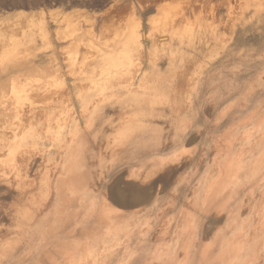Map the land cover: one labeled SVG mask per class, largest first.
Segmentation results:
<instances>
[{"label": "rangeland", "instance_id": "rangeland-1", "mask_svg": "<svg viewBox=\"0 0 264 264\" xmlns=\"http://www.w3.org/2000/svg\"><path fill=\"white\" fill-rule=\"evenodd\" d=\"M23 65L32 70L8 79L59 74L74 98L27 130L35 142L4 141L11 154L50 148L36 181L56 160L49 136L74 135L80 191L117 205L143 190L145 208L183 211L178 228L194 223L190 212L219 211L240 264H264V0H0V68ZM79 94L103 109L81 112Z\"/></svg>", "mask_w": 264, "mask_h": 264}, {"label": "bare ground", "instance_id": "bare-ground-1", "mask_svg": "<svg viewBox=\"0 0 264 264\" xmlns=\"http://www.w3.org/2000/svg\"><path fill=\"white\" fill-rule=\"evenodd\" d=\"M41 24L45 27L46 22L42 20ZM23 66L0 68V154L13 161L11 169L4 166V161L0 163V182L13 190L0 192V264H175L178 260L186 264L241 263L239 235L233 232L229 241L226 228L218 225L222 221L219 211L214 216L206 209L190 212L186 219L194 223L178 228L179 217L185 216L183 211L174 216L168 215L170 208H145L142 205L151 198L143 190L117 197V205L105 193L80 191V172L73 160L74 135L49 136L51 145L56 146V160L46 170L45 179L36 181L31 173L42 170L40 166L51 154L50 148L35 151L23 147L11 154L13 145L4 141L12 135H26L48 115L62 111L64 101L73 103L74 98L59 74L57 83L8 79L12 72L32 70ZM132 85H123L129 94L134 93ZM96 99L91 101L81 94V112L89 111L91 106L96 113L103 109ZM72 123L77 125L78 120ZM38 138L26 135L22 141L33 143ZM42 186L45 192L39 191ZM171 233L173 237L167 239ZM212 238L213 242H206ZM160 241H164L161 248L156 245Z\"/></svg>", "mask_w": 264, "mask_h": 264}]
</instances>
